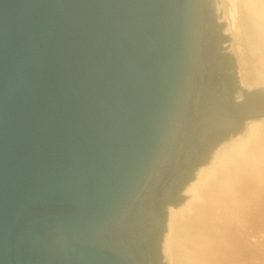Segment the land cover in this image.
Returning a JSON list of instances; mask_svg holds the SVG:
<instances>
[{
    "label": "water",
    "instance_id": "water-1",
    "mask_svg": "<svg viewBox=\"0 0 264 264\" xmlns=\"http://www.w3.org/2000/svg\"><path fill=\"white\" fill-rule=\"evenodd\" d=\"M218 5L0 0V264H164L202 180L264 132L231 108Z\"/></svg>",
    "mask_w": 264,
    "mask_h": 264
},
{
    "label": "bare ground",
    "instance_id": "bare-ground-1",
    "mask_svg": "<svg viewBox=\"0 0 264 264\" xmlns=\"http://www.w3.org/2000/svg\"><path fill=\"white\" fill-rule=\"evenodd\" d=\"M218 6L241 84L260 86L264 55L244 0H220ZM263 211L264 132L249 137L202 180L165 236V264H245L247 228L259 234Z\"/></svg>",
    "mask_w": 264,
    "mask_h": 264
},
{
    "label": "flooded vegetation",
    "instance_id": "flooded-vegetation-1",
    "mask_svg": "<svg viewBox=\"0 0 264 264\" xmlns=\"http://www.w3.org/2000/svg\"><path fill=\"white\" fill-rule=\"evenodd\" d=\"M221 31L222 30H220L219 32H221ZM223 35H224V33L221 32L222 39H223ZM223 43H226V41L224 39H223ZM223 49L224 50L226 49V45L223 46ZM222 56L225 58V60H224V66H225V68L223 70V77L227 80L230 90H231V87L234 88L233 91L232 90L230 91L231 92V101L232 102L240 101L244 97L243 91H242V89H243L244 86L241 84V82H239L240 79L238 80L236 68L233 67L231 63L228 66L226 65L227 59H228L229 56H231V53L225 51V52L222 53ZM256 89H258V88H256ZM251 90H254V89H250L249 91H251ZM261 91L264 92V89L261 88ZM227 133L228 134H231L232 131L231 132H227ZM209 149H210V139L209 140L207 139L203 144H201V146L199 148V156L196 157V160L197 161L200 160L202 158L203 154L205 152L209 151ZM195 161L192 163L191 168H190L191 176L194 173V167L198 163V162H195ZM183 185H185V182H182L181 185L174 191L173 200L170 201L171 203H173L174 198L179 195L180 188ZM168 204H169L168 202H165L163 205H161V208L163 210H166V206ZM150 244L154 248V243L150 242Z\"/></svg>",
    "mask_w": 264,
    "mask_h": 264
},
{
    "label": "rangeland",
    "instance_id": "rangeland-1",
    "mask_svg": "<svg viewBox=\"0 0 264 264\" xmlns=\"http://www.w3.org/2000/svg\"><path fill=\"white\" fill-rule=\"evenodd\" d=\"M218 4L220 3V0H217ZM219 15L220 17L223 16V12L219 9ZM226 26V21L223 19L219 21L216 25V30L220 31ZM226 36V39L224 37ZM223 39L226 41V49L229 47V42H231V37L228 33H224ZM225 49V50H226ZM235 57V55H234ZM236 65H237V60L235 57ZM238 69V65H237ZM239 77V76H238ZM260 229H259V234L257 235L255 230H252V228H247L248 231V240H249V245H248V252H247V258L245 260V264H264V211L261 214L260 213ZM259 218L257 221H259ZM259 241V245H257V242ZM163 258L164 257V242H163ZM165 264V262H164Z\"/></svg>",
    "mask_w": 264,
    "mask_h": 264
},
{
    "label": "trees",
    "instance_id": "trees-1",
    "mask_svg": "<svg viewBox=\"0 0 264 264\" xmlns=\"http://www.w3.org/2000/svg\"><path fill=\"white\" fill-rule=\"evenodd\" d=\"M224 39H226V36L224 37ZM243 91V95H244V99L237 103V104H233L231 102V108L233 111H235V113H237L238 115H241L245 118H257V117H260V116H263L264 115V112L263 113H259V114H255V113H250L249 110V107H252V106H255V104L257 103H262L264 102V94L263 92L260 90V89H254V90H246V89H242ZM257 95H260V96H257ZM263 97V98H261ZM177 198L175 197L174 198V201H176ZM160 215L162 217V221L164 223V214H163V209L160 208ZM157 237L158 235L155 236V239H154V247H155V253L157 256H158V251H157V248H156V242H157ZM153 249L152 245L150 244V241L148 240L147 243H146V250H147V255L148 253Z\"/></svg>",
    "mask_w": 264,
    "mask_h": 264
}]
</instances>
